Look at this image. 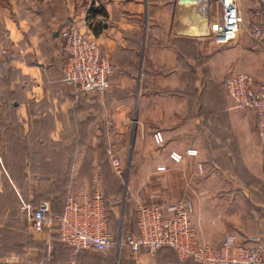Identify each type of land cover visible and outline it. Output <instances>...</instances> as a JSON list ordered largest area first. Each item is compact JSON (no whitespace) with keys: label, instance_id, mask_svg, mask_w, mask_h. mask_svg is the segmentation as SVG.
I'll return each mask as SVG.
<instances>
[{"label":"crops","instance_id":"crops-1","mask_svg":"<svg viewBox=\"0 0 264 264\" xmlns=\"http://www.w3.org/2000/svg\"><path fill=\"white\" fill-rule=\"evenodd\" d=\"M238 2L245 26L256 22L253 0ZM221 19L216 0H0V58L6 55L18 71L22 80L17 89L25 94L11 102L17 121L24 127L48 121V139L54 142L65 139L67 132L75 134L73 140L90 142L49 153L45 178L28 167L25 179L32 181L27 187L16 185L0 151V199L6 190L1 181L10 180L21 203L37 206L47 200L51 214L58 216L62 209L55 203H65L69 195L93 185L107 187L106 194L122 199L110 208L109 218L121 206L132 220L129 232H137L134 215L139 202L172 201L187 194L201 244L218 245L228 234L243 242L264 234L259 119L252 110L232 108L224 86L235 71L262 79L264 49L243 29L236 39L218 43L215 25ZM69 26L96 38L113 63L107 93H80L77 86L64 82L65 53L59 44L62 30ZM70 123L80 129L70 128ZM97 144L106 147V160L109 146L113 148L124 166L123 175L107 177L100 156L91 150ZM61 155L70 163L64 165V174H56V157ZM52 188H57L54 194ZM37 235L33 246L22 240L18 253L9 256L4 250L0 264H67L74 258L72 250L57 241L55 227L50 234ZM42 251L45 257L39 255ZM118 252L119 256H105L104 264L133 257L126 245ZM95 253L86 250L76 259L94 264ZM133 260L199 264L169 248L143 250Z\"/></svg>","mask_w":264,"mask_h":264},{"label":"built area","instance_id":"built-area-1","mask_svg":"<svg viewBox=\"0 0 264 264\" xmlns=\"http://www.w3.org/2000/svg\"><path fill=\"white\" fill-rule=\"evenodd\" d=\"M221 7V24L215 31L218 43L236 39L242 29L264 49V0H253L258 20L245 26L238 0H216ZM203 11V8H201ZM66 63L65 83L81 91L103 94L110 87L114 65L102 52L97 40L74 26L62 30ZM224 86L233 104L232 108L252 110L258 116V136L264 149V76L257 79L244 72H232ZM110 162L117 174H124V166L113 148L108 149ZM122 199L107 197L96 188L69 195L61 214L53 216L51 203L41 201L37 206L23 203L22 212L36 234H50L53 227L61 243L73 250L74 258L67 264H79L76 257L86 250L108 252L114 245L109 226L108 209ZM138 232H122L119 249L129 247L138 259L143 250L154 253L163 248L174 250L181 259H192L199 264H264V234L250 236L245 242L228 234L223 241L201 244L191 221L193 203L190 195L172 201L142 203L136 206Z\"/></svg>","mask_w":264,"mask_h":264},{"label":"rangeland","instance_id":"rangeland-1","mask_svg":"<svg viewBox=\"0 0 264 264\" xmlns=\"http://www.w3.org/2000/svg\"><path fill=\"white\" fill-rule=\"evenodd\" d=\"M243 30H245V28ZM59 45V48L61 49L63 47V42H61V44ZM99 47L102 50L100 44ZM12 53H9V56ZM59 53L60 56L61 54L63 55L62 50ZM103 53L106 54L105 52ZM13 54H15V57H18V54L20 55V53L18 52ZM3 57L6 58H0V151L4 154L3 158L5 160L6 168L16 185L27 187V185H30L32 181V179H25V176H28V172H26L28 167L31 166L32 168L39 170L38 175H42V178H45L47 177V174L50 170L49 153H52L54 150H74V148H80L82 145L86 146L90 144V142L86 140H73L72 137L73 135H75L73 132H67V134L65 135L66 138L58 140L57 142L49 140L48 121L47 123L42 122L31 124L29 127H24L23 125H21L17 121V114L11 102L15 100H21L25 97V94L22 93L19 89H17L18 81L22 80V77L19 75L18 71L14 68V66H12V63L11 61H9L7 56L5 55ZM69 127L72 129L78 127V129H80V125H74L73 123H70ZM78 135L80 136V134ZM110 148L111 146H109V149ZM91 150H95V153L100 156L99 163L102 166L101 168L105 170V174L107 175V177L111 179L113 174L121 175L117 174L114 171V168L111 163L110 165L108 164L109 158L108 160H106L107 151L104 145L100 144L98 145V147ZM56 158L59 159L58 161H56V165L54 166V169L57 172L56 174H64L65 169H67L66 167H64V165H68L70 162L68 161V158L64 155L57 156ZM88 159H90V156L88 157ZM83 162L84 160H82V164ZM83 167H85V162ZM99 175L101 174L99 173ZM4 182L7 192L5 190L4 196L0 199V226L2 227V230L0 231V256L5 255L4 250H7L6 254L11 256L10 254L18 253L17 251L21 250L23 246V244L21 243L22 240L23 242L25 240L24 243L26 245L31 244L33 246L36 244V242L34 241H38L40 235H37L36 233H33L30 230L29 221L25 218V215L22 212L23 203H21L20 198H15L10 188L11 181L9 180V182H7L6 180H4L3 182L1 181V184L4 185ZM43 187V190L46 191V193H49V185L44 184ZM108 187H112V184H108ZM96 188L97 187L93 185L88 190L94 191ZM99 188L105 194L106 192L110 191L107 189V187ZM56 189L57 188H52V191H50L54 194V191ZM61 202L55 204H57L59 209L63 210L64 203ZM134 217L136 216L134 215ZM130 218L131 217H129L128 211L119 206L110 224L112 235L114 237V245L111 250L107 253L98 252L93 254V257L91 258V263L104 264L102 259L105 256L110 257L112 255L113 257L117 256V254L119 256V237L121 236L122 232L125 233L130 231L129 223L130 221H132L130 220ZM39 255L43 257L44 252H40ZM47 255L48 252H46V256ZM128 261L122 260L120 261V264H135L133 257L129 256ZM46 262L48 261L46 260ZM117 263L118 261H114L108 264Z\"/></svg>","mask_w":264,"mask_h":264},{"label":"trees","instance_id":"trees-1","mask_svg":"<svg viewBox=\"0 0 264 264\" xmlns=\"http://www.w3.org/2000/svg\"><path fill=\"white\" fill-rule=\"evenodd\" d=\"M65 53V52H64ZM65 63H66V53H65ZM80 93H86V92H84V91H79ZM107 197H111L110 195H108V194H105ZM66 199V198H65ZM64 206H65V203H64ZM64 209V208H63ZM63 211V210H62ZM62 211H61V213H62ZM110 212H111V210L110 209H108V215H109V217H110ZM60 213V214H61ZM111 219L109 218V226H111L110 224H111ZM135 223H136V217H135ZM137 226V225H136ZM110 229H111V227H110ZM138 232V231H137ZM137 232H135V233H137ZM57 237H56V239H57V241L58 242H60L61 243V241L59 240V235H58V233H57V235H56ZM63 244V243H62ZM63 245H65V244H63ZM65 246H67V245H65ZM67 247H69V246H67ZM70 248V247H69ZM71 249V248H70ZM164 249V248H163ZM72 250V249H71ZM111 250V249H110ZM72 252H73V250H72ZM98 252V251H97ZM109 252V251H108ZM102 253H104V252H102ZM105 253H107V252H105ZM78 257V256H77ZM189 260H192V259H189ZM78 261V260H77Z\"/></svg>","mask_w":264,"mask_h":264},{"label":"water","instance_id":"water-1","mask_svg":"<svg viewBox=\"0 0 264 264\" xmlns=\"http://www.w3.org/2000/svg\"><path fill=\"white\" fill-rule=\"evenodd\" d=\"M183 1H186V0H183ZM198 1H202V0H198ZM218 27V25H215V28H217Z\"/></svg>","mask_w":264,"mask_h":264}]
</instances>
